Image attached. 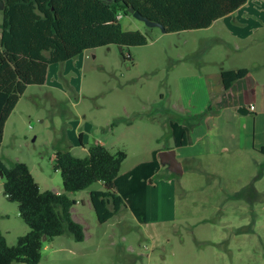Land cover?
Listing matches in <instances>:
<instances>
[{
  "label": "rangeland",
  "instance_id": "1",
  "mask_svg": "<svg viewBox=\"0 0 264 264\" xmlns=\"http://www.w3.org/2000/svg\"><path fill=\"white\" fill-rule=\"evenodd\" d=\"M249 4L264 20V0ZM121 25L125 32H147L151 44L100 47L50 65L45 85L29 87L5 125L0 160L7 167L25 163L41 191L63 192L61 173L52 168L58 149L84 158L100 143L127 155L115 181L126 206L100 224L90 192L103 191V184L70 194L77 202L72 217L82 225L85 240L78 243L65 235L45 243L39 264H264V198L250 206L238 195L257 176L263 156L247 150L199 155L203 128L193 126L196 119L173 131L170 112L161 111L171 105L188 107L194 116L206 111L203 87H180L176 80L188 77L154 73L150 67L153 59H164L165 48L184 52L193 34L154 41L159 28H148L132 15L124 16ZM194 35L212 41L208 34ZM216 123L215 130L204 127L208 139H214L210 148H217L215 138L225 134ZM183 131L192 137L188 148L180 146ZM168 146L177 148L184 174L159 162L158 150ZM254 186L264 194V176ZM28 232L18 205L3 196L1 181L0 233L14 246Z\"/></svg>",
  "mask_w": 264,
  "mask_h": 264
},
{
  "label": "trees",
  "instance_id": "2",
  "mask_svg": "<svg viewBox=\"0 0 264 264\" xmlns=\"http://www.w3.org/2000/svg\"><path fill=\"white\" fill-rule=\"evenodd\" d=\"M248 0H0L3 15L0 35V144L5 124L30 86H44L50 65L65 63L83 53L111 45L144 47L150 43L147 32H125L121 25L133 7L153 22L163 25L166 34L205 30L247 3ZM122 15L121 19L118 16ZM248 69L227 70L221 74L224 89L244 79ZM213 108L209 105L199 116L202 120ZM208 113V114H207ZM193 117L180 116L187 123ZM199 120V119H198ZM199 120V122H200ZM82 139V137H80ZM181 146H187L183 133ZM258 153L264 156V146ZM127 155L112 153L100 143L93 144L88 156L75 157L69 150L58 149L53 170L60 172L63 192L41 191L29 167L15 163L7 167L0 160L3 196L16 203L20 218L29 232L10 246L0 233V264H39L45 243L69 235L76 242L85 240L82 225L74 221L72 208L77 202L70 194L88 190L102 183L103 191H91L90 201L100 224H105L126 206L116 179ZM264 176L259 166L254 180L239 192L250 206L262 201L254 184ZM247 193V195L245 194ZM251 195V197H250ZM44 239H46L44 241Z\"/></svg>",
  "mask_w": 264,
  "mask_h": 264
},
{
  "label": "crops",
  "instance_id": "3",
  "mask_svg": "<svg viewBox=\"0 0 264 264\" xmlns=\"http://www.w3.org/2000/svg\"><path fill=\"white\" fill-rule=\"evenodd\" d=\"M249 2L251 0H248L246 4L232 14L215 21L212 26L205 30L184 31L173 34H166L162 31L154 33L156 35L154 41L163 40V38L170 35L193 34L184 42L187 44L184 52L180 50L179 53V49L176 48L178 53H172V48H165L164 59H161V61L160 58L153 59L150 67L154 73L188 77L185 80L183 78L176 80L180 87H203L207 99L206 107L211 105L213 110L200 122L196 120V123L192 124L198 127L197 130L203 128L197 141L202 151L198 153L199 155L215 153L214 156H221L244 150L258 153L259 148L264 146V52H262L264 49V20L254 15L251 9H248L250 7ZM225 20L228 21L225 24L222 23V25L221 22H225ZM2 22L3 15L0 11V35ZM200 32L206 34V36H211L212 41L210 44L206 42L208 39L203 40L205 37L200 38L194 35ZM244 59L249 60V65L243 66L242 60ZM131 60L134 61L133 58ZM239 69H248L249 74L244 79L235 82L226 91L221 79L222 72ZM182 99H184L183 96ZM250 107H254V109L251 110ZM161 111L170 112L169 126L173 131L175 126L187 125L178 120H171L175 113L181 112V114L183 113L181 116L184 117L194 116L188 107L183 105L178 110L177 106L171 105L170 109L163 108ZM214 112L215 114H213ZM202 113L204 112L202 111L200 114ZM216 122L225 128V134L219 141L218 137L215 138L220 144L217 148H210L209 145L214 139L212 137L208 139L204 127L207 128V131L215 130ZM229 125H234L235 130L230 131ZM185 133L187 137L186 148H188L192 137L188 135L187 131ZM167 150H174L178 160V151L174 146H168L158 151L160 153ZM190 158L196 159L195 157ZM159 162H161L160 158ZM160 167L162 168V165ZM171 182L169 178L168 183ZM55 193L59 194L61 192L57 191Z\"/></svg>",
  "mask_w": 264,
  "mask_h": 264
},
{
  "label": "water",
  "instance_id": "4",
  "mask_svg": "<svg viewBox=\"0 0 264 264\" xmlns=\"http://www.w3.org/2000/svg\"><path fill=\"white\" fill-rule=\"evenodd\" d=\"M107 4H112L115 0H102ZM128 12L136 20L142 21L148 28H159L163 33L165 29L163 25L157 22H153L147 17L143 16L140 12L136 11L133 7H129ZM159 158L164 165H168L169 171L175 174H183L182 164L177 160L176 152L174 150L162 151L159 154ZM46 239H44L45 241Z\"/></svg>",
  "mask_w": 264,
  "mask_h": 264
},
{
  "label": "built area",
  "instance_id": "5",
  "mask_svg": "<svg viewBox=\"0 0 264 264\" xmlns=\"http://www.w3.org/2000/svg\"><path fill=\"white\" fill-rule=\"evenodd\" d=\"M121 18H122V15H119V16H118V19H121ZM250 109L253 110L254 107H250Z\"/></svg>",
  "mask_w": 264,
  "mask_h": 264
}]
</instances>
